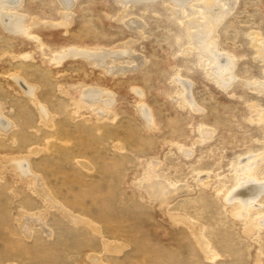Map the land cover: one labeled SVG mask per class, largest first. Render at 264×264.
<instances>
[{
    "label": "rangeland",
    "instance_id": "1",
    "mask_svg": "<svg viewBox=\"0 0 264 264\" xmlns=\"http://www.w3.org/2000/svg\"><path fill=\"white\" fill-rule=\"evenodd\" d=\"M72 1L67 17L57 0H21L18 13L46 46L42 52L32 39L0 29V113L14 125L0 134V264H95L97 256L104 264H264V195L251 203L261 212L240 220L241 205L225 200L240 164L264 173V61L254 44L259 38L264 48V0H214L224 9L215 44L235 56L227 86L222 78L229 75L209 74L185 37L195 29L187 20L210 17L202 8L208 0ZM130 18L142 25L129 26ZM69 44L128 50L142 63L114 55L126 73L108 75L82 59H44ZM14 74L35 87L37 101L22 93ZM177 78L191 84L189 92ZM77 84L113 103L105 112L98 104L78 107ZM132 88L142 92L140 103ZM138 104L150 110V125ZM32 147L38 152L28 154ZM14 155L29 156L51 197L89 224L67 227L76 225L49 205L50 196L29 192L10 170ZM23 215L35 218L33 240L18 233ZM40 220L51 224V239ZM198 230L220 254L212 261L199 248Z\"/></svg>",
    "mask_w": 264,
    "mask_h": 264
},
{
    "label": "bare ground",
    "instance_id": "2",
    "mask_svg": "<svg viewBox=\"0 0 264 264\" xmlns=\"http://www.w3.org/2000/svg\"><path fill=\"white\" fill-rule=\"evenodd\" d=\"M57 1H58L59 5L61 6V8L63 9V10L60 9L62 11V13H61L62 16L69 15L73 1L72 0H57ZM122 1L125 3H131V4H133V3H137V4L138 3L139 4H145L146 3L147 4L148 2H153L155 0H122ZM160 1L163 3L164 0H160ZM172 1L174 3L177 2V3L181 4L180 6H182L188 0H172ZM179 4H177V5H179ZM20 6H21V0H0V29H1V31H3L7 35H11L13 37L24 36L26 38L32 39L31 41L35 42L36 48L39 49L40 52H42L41 49L44 45L37 35L29 32V30L31 28L28 29L26 26V21H24V11H22L23 15H20L22 13H18L19 12L18 10H20V8H21ZM202 6H203L202 8H205V10L210 12V17L209 18L207 17L208 19L206 18L207 19V20H205L206 22H203V23H201V22L197 23V21L193 19L194 16H193V18H190L189 20H187V22L190 26V29L191 28H195V29L192 31H188L187 34H185V37L192 44H194V45L196 44L195 45L196 49L194 51L197 54V59L205 62L206 71L209 74L212 73L215 77L217 76V78H220V79L222 77H225L224 75H226V74H227V76L229 75L228 80H226L225 78H222L223 79V82H222L223 86H227L232 81V78H233L232 70H233V66L235 63V61L233 60L234 59L233 57H235V56L232 53H230V54L227 53L228 55L227 54L224 55L222 53V51H223V48H221L222 46L220 47V45L215 44L214 34H213V32L215 30V28H214L215 24L217 23L216 21L219 18H221V15L223 14L224 9H222L220 7L218 2L215 3L214 0H208L205 4H202ZM69 9H70V11H69ZM171 10H173V12L176 15H179L180 17L183 16V12H181V8H180V10L171 8ZM30 13H31V11H30ZM70 13H73V12H70ZM33 15H31V16H33ZM31 16H29V19L31 18ZM64 19H67V18H64ZM191 19H193V20H191ZM36 20L32 19L31 21H34V24L36 25V23L39 22ZM137 20L138 19H134V18L131 19L130 18V20L127 22V24L129 26H132V27H133V24H135V25H138V27H139L142 24ZM60 22L62 23V21H60ZM61 23H59V25H61ZM64 23H66V21ZM35 25H32V26H35ZM63 25H65V24H63ZM29 26L30 25H28V27ZM254 44L256 46H257V44H260L259 47L257 46V48H258L257 58L264 61V48L260 47L262 44L261 39H259V38L255 39ZM44 47H45V49H47L46 46H44ZM109 48L110 47H108V48L105 47V45H103V46L96 45L94 47V45H90V44H88V45L69 44V45L64 46L60 50L56 51L55 53L53 51H51L50 55L48 57L46 56L47 58H44V59L48 60L49 63H51L52 65H60L62 63V61H64L65 59H69V58H71V59H82L84 61H87L90 64L94 63L97 66L103 68V71L107 72L108 75L126 73V69L118 66L117 64H114V62H116V61H113V59H115L117 57H112V56H114V55L117 56V55H122V54H124V55L126 54V55L130 56V55H132V53H129L128 50H125L124 52H120V51H115L113 49L110 50ZM187 49L189 50V53H191L190 52L191 48L187 47ZM112 51H114V52H112ZM23 54L21 56H24V57L31 55V54L28 55V53L27 54L25 53L26 55L25 54L23 55ZM21 56H20V58L23 59ZM109 56H111V57H109ZM132 56L134 58H136V60H138V65H140L142 63L141 57L139 55H132ZM42 57H43V55H42ZM210 63H212L211 66H210ZM113 65H114V67H113ZM10 78L21 89L22 93L25 94L26 97L28 96V98L30 97V98L34 99L35 101H37L35 99V96H34L35 95L34 94V92H35L34 88L35 87H33L32 88L33 90H32L31 87H29L30 85L29 84L27 85V82L24 81L23 80L24 78L22 79V77L20 75L17 76L14 74V75H11ZM177 80L180 81V84L184 87L183 89L188 90V92H189L191 84L187 80L186 81L180 80L179 78H177ZM76 86H77L76 88L78 89L77 90L78 91L77 98L79 100V101H77L78 107H81V105H83L85 107L90 108L93 105L98 104V105H100V108L103 109V111L105 112L106 109L108 110V107L111 105V103H113L112 101H110L109 104H107V103L105 104V102H103V100H102L104 97L101 96L102 97V99H101L100 93L93 86L92 87H86L89 85H84V84H77ZM132 89L137 93L135 95L138 97V101L140 103V101H142V97H141L142 92H139V89L137 90V88L136 89L132 88ZM105 92H106V90H105ZM188 92H187V96H186L188 99L187 101L192 104V101L188 95ZM106 93H105V95H106ZM106 96L108 97V95H106ZM109 97H112V96H109ZM36 105H37V108L40 111V113L43 115L44 119H46V117L49 118L50 114L44 110L43 106L41 104H39L38 102L36 103ZM93 107H95V106H93ZM136 110H137V114L139 115V117H141L143 119V121H146V123H149L147 125H150V123H151L150 120L152 119V117L150 120H148L150 118L149 117L150 110L148 111L147 105L140 104L139 106H136ZM97 114L100 115L102 113H97ZM153 123L154 122H152V124ZM12 126H14L13 123L10 122L5 117L3 118L2 114L0 113V134L5 135V133H7V131H8V129L13 128ZM84 128H85V126H84ZM33 149H34L33 147L30 148L28 150V154L29 153L35 154L38 152V149L35 151ZM0 157L2 158V156H0ZM17 157L18 156L16 155L15 158L14 157L13 158L17 159ZM23 157H24V155H23ZM10 158H11V156L10 157L7 156L8 163L10 161ZM25 158H22V159H25L26 163L23 162L22 159L21 160L17 159V161H14V159H13L14 162L9 163L10 170L13 172V174L15 176H18L17 178H19V180L22 181V185L24 184L25 186H27L26 189L29 192L31 191L33 194L36 193L38 195H41V193H42L43 195L46 196V193H47L50 196V200H51L49 202V205L50 206H56L55 207L56 211H58V213L61 216L67 218L71 223L76 225V226H72V225L67 224V227L70 226L69 228L76 231L77 229H79V227L81 228V225H85V223L87 222L86 220H83L79 217H75V216L69 214L70 212L67 213L68 212L67 209H66V211H67L66 212L64 210L65 208H63V206L61 207V204L59 205L58 204L59 202L57 203L56 199L51 197L50 192H48L43 187V185L40 183V180H39L40 176L38 177L37 174L35 175L34 172L32 171L29 156H27ZM245 160H247V157ZM26 164L27 165L29 164L28 167L26 166ZM244 164L245 163L240 164L241 165L240 169L238 166V169L241 171L239 173L235 174L236 178L234 180V183H236L237 187H235L228 194L227 198L225 199L227 202H231V203L232 202H238L239 205H241L240 209L235 212V217H236V219H239V220L246 218L251 212H256L259 214L261 211L256 210L257 208L255 209L254 205L251 206V203L257 204L256 201H258L260 199V197H262L264 195V182H262V181L258 182V180H260V177L264 176V173L258 172L257 169H246V165H244ZM256 178L258 180H256ZM41 179H42V177H41ZM158 183H159V181H158ZM53 188H54V186L52 187V189ZM226 191L227 190H225L224 192H226ZM56 197H58V199H59V196L56 195ZM32 220L35 221V218H33L32 216L23 215L17 222V228L19 231L18 233L23 238H25V240L26 239L27 240L28 239L33 240L32 236H33L34 230L32 228ZM83 222H85V223H83ZM87 223L89 224V222H87ZM37 224L40 225V227H41L40 231H42V233L47 232V234H45L47 236H45V237H47V239H51L50 237H48V236L52 235V232L50 231V228L52 227L51 224L45 223L43 220H40V222L38 221ZM261 224H264V216H262V218H261ZM77 225H80V226H77ZM200 230H202V229H200ZM92 231H95L97 234L98 233L100 234V230L97 229V227H96V229H92ZM201 234L202 233L199 232V230H198L196 236H198V238H199V236H202ZM203 238L204 237L199 238V242H198L199 248L202 250L201 252H203V254L208 259H210V261H212L216 256H218L220 254L218 252H216L215 249H213L211 247L210 241L208 242L207 239L205 240V238L204 239ZM108 244L109 243H106L105 245H108ZM87 257L92 258L93 255L91 256V254L88 253ZM102 261L103 260L100 258V256L99 257L97 256V260H96L95 264H104Z\"/></svg>",
    "mask_w": 264,
    "mask_h": 264
}]
</instances>
